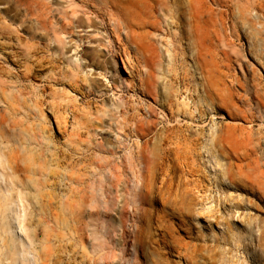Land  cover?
I'll use <instances>...</instances> for the list:
<instances>
[{"label": "bare ground", "instance_id": "6f19581e", "mask_svg": "<svg viewBox=\"0 0 264 264\" xmlns=\"http://www.w3.org/2000/svg\"><path fill=\"white\" fill-rule=\"evenodd\" d=\"M172 2L173 7L167 0H0V6L7 4V8L0 9V104L6 106L5 114L0 116V230L10 235L0 240L5 260L31 264L25 240L28 239L25 226V200L30 201L28 189L37 197L50 187L52 167L59 161V153L64 155L53 142L54 132L65 145L87 134L89 116L100 113L98 109L89 113L81 104L80 96L88 93H112L114 96V89L129 90L130 102L112 103L113 114L109 117V126L116 132L118 142L124 136L133 143L125 158L120 154L122 151L115 153L118 160L114 165V188L121 204L123 201V205L134 203L139 207L136 210H143L141 206L145 205L147 209V204L151 203L168 207L173 204L176 210L186 212L196 208L207 215L208 227L213 224L222 227V208L234 221L241 208L248 205L239 191H246L247 187L252 195L258 193L264 197V186L256 178H244L226 171L217 156L224 152L242 163L247 155L257 153L264 137L254 131L253 125L258 121V113L264 118V97L260 90L253 95L258 113L243 109L239 104L247 103L244 102L246 96L238 92V88L245 91V85L232 76L231 54L225 50L214 56L207 43L208 35L196 32L200 20L208 21L207 3L201 10L185 0L190 11L189 31L171 35L173 53L170 54L169 49L163 52L156 44V32L151 30L179 26L175 7L182 4V0ZM27 29L34 32L29 40L21 33ZM78 29L89 30L92 39L89 42L92 50L80 58L69 55L74 48L76 51L80 47L74 41ZM113 38L118 48L124 49V43L133 45L137 57L141 58L126 53L120 62L116 58L106 60L101 50L115 52ZM166 53L169 55L167 65L164 63ZM6 65L15 66L17 73ZM87 67L96 72L89 83L92 89H86ZM117 76L123 79L115 80ZM32 81L41 86L25 84ZM104 82L105 88L100 89L98 86ZM140 95L144 98L138 100L136 96ZM150 99L155 105L148 101ZM146 101L149 104L145 105ZM249 102L247 106H251ZM41 107L50 115L49 121ZM224 110L248 126L235 123L229 125L228 131L221 129L210 133L218 112ZM35 112L43 115L48 129L24 128L32 124ZM8 131L22 133L20 147L12 143ZM232 142L240 145L238 148L244 150L245 155L241 156L240 148ZM206 154L209 163L215 159L217 166L223 169L214 180L205 178L204 181L202 174H198V165ZM54 184L59 183L54 181ZM213 186L223 191L224 199L222 195L213 197ZM233 186L235 192L229 190ZM161 215H157L158 221L163 218ZM247 226H251L250 222ZM228 227L225 243L238 242L241 247L243 234ZM220 254L226 253L221 250ZM211 257L207 264H214ZM229 264L244 263L238 260V263L230 261Z\"/></svg>", "mask_w": 264, "mask_h": 264}, {"label": "rangeland", "instance_id": "374dc122", "mask_svg": "<svg viewBox=\"0 0 264 264\" xmlns=\"http://www.w3.org/2000/svg\"><path fill=\"white\" fill-rule=\"evenodd\" d=\"M167 2L170 7H173L172 0ZM184 2L185 0H182V4L175 7L178 11V27L165 26L159 31L151 30L156 32V44L162 48L163 52L169 49L170 54L173 53L171 35L189 31V4ZM186 2H192L201 10L205 3L209 6L208 21L203 23V20H200L196 32L208 35L207 43L214 56L225 50L231 54L232 76L235 75V78L244 83L246 91L238 88V92L246 96L244 102H247L244 105L239 104L243 109L248 111L252 109L258 113L253 95L260 90L264 97V0H186ZM5 5H1L0 9L7 8ZM88 31L77 30L74 41L75 45L80 47L76 51L74 48L69 55L85 57L92 50L89 43L92 39L89 38ZM21 33L29 40L34 32L27 29L26 32ZM232 34H237L238 38ZM158 41L161 43L159 44ZM44 43L49 45L48 41ZM112 43L115 52L113 49L101 50L106 60L116 58L120 62V58H123L126 53L131 54L133 58H141L140 55L137 57L136 48L133 45L124 43V49L118 48L120 46L116 44L115 38L112 39ZM52 44L54 46V43ZM168 60L169 55L166 53L165 65L168 64ZM140 62L142 68L143 61L140 60ZM6 67L14 74L18 71L15 66L6 65ZM232 72L230 70L229 75ZM86 73L89 75H84L86 89H92L89 83L96 72L91 67H87ZM118 79L121 80L123 77L115 78V80ZM124 79H126L125 76ZM104 83L98 87L105 88L106 82ZM25 84L41 86L34 81L31 84L30 82ZM128 91L123 87L118 91L114 89V96L112 93L103 95L98 92L80 96L81 104L86 107L87 112L93 114L97 109L100 111L98 115L89 116L91 119L89 129L80 140L72 139L65 145L59 140L58 133L54 132L53 142L59 145L64 155L59 153L60 159L52 167L54 172L53 176H50V187L37 194V197L32 190L28 189L30 201L25 200V226L28 239L25 237L23 239L28 242L27 248L30 254L27 258L31 264H207L210 255L214 264H229L230 261L238 263V260L244 264H264V197L258 193L252 195L247 187H245L246 191L242 190L239 193L248 205L244 209L241 208L234 221L228 218L227 211L222 208V227L215 224L208 227L206 221L210 220L207 215L204 214L205 212L197 211L196 208L186 212L179 208L176 210L173 204L171 207L165 205L166 208L161 203H157L155 207L151 203L147 204V209H145L146 205L141 206L145 210L141 207V210H136L137 206H134V203L128 206L123 205L124 201L122 204L121 200L117 201L114 188V165L118 158L115 153L122 151L120 154L125 158L131 151L133 143L124 136L120 139V143L118 142L116 132L109 126V117L113 114L112 103L130 102ZM136 97L138 100L144 98L141 95ZM148 101L155 105L153 100ZM248 102L251 106H247ZM144 104L149 102L146 101ZM5 107L4 104H0V116L5 114ZM41 109L44 110L43 114L49 121L50 115L45 112L44 107ZM157 111L159 113V110ZM262 113L263 117L264 112ZM42 116L40 112H35L32 124L24 128L27 130L48 129L49 126L45 120H42ZM158 117L161 119V115ZM257 117L258 121L254 123L253 129L255 128L254 131L257 134L261 133L264 137V118L262 120L259 113ZM235 123L248 126V123L224 110L218 112L215 117L214 129L211 130L212 124L207 129L211 130L210 133L221 129L226 131L229 130V125L232 126ZM8 133L12 143L20 147L19 143L23 142L22 133L20 131H8ZM260 142L261 147L257 153L252 154L253 156L247 155L242 163L224 152L217 154L218 159L224 164L226 171L239 174L244 178H256L261 186H264V138ZM231 144L235 147L237 145L236 148L240 146L235 142ZM118 147L119 150H115ZM243 151L240 148L241 156L245 155ZM207 156V154L204 155L202 160L197 158L201 161L198 162V169H200L198 174H202L201 178L204 181L205 178L214 180V177L219 176L223 170L217 166V160L212 159L209 163ZM54 181L59 184L56 186ZM224 186L226 188L227 185ZM229 190L235 192L234 186L229 187ZM221 195L224 199L223 191L220 192L219 188L213 186V197L219 198ZM119 204L121 206H118ZM151 206L155 211L150 208ZM172 207H175V210ZM157 215L163 216L164 220L158 216L161 218H158V221ZM240 215L241 218L238 219ZM249 222L251 226H247ZM229 225L234 232L240 231L243 234L244 245L242 244L241 247H238V242L225 243L224 237L227 239L226 232ZM246 227H249L251 232ZM9 237L10 235L0 230V240ZM211 249H216L217 254L214 255L216 252L214 250H212L214 253L211 252ZM3 250L0 242V264H19L12 259L5 260ZM221 250H224L226 254L221 255Z\"/></svg>", "mask_w": 264, "mask_h": 264}]
</instances>
